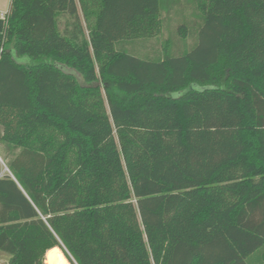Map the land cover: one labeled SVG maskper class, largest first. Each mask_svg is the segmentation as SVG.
<instances>
[{
  "label": "trees",
  "instance_id": "16d2710c",
  "mask_svg": "<svg viewBox=\"0 0 264 264\" xmlns=\"http://www.w3.org/2000/svg\"><path fill=\"white\" fill-rule=\"evenodd\" d=\"M0 141L8 264H264V0H11Z\"/></svg>",
  "mask_w": 264,
  "mask_h": 264
},
{
  "label": "rangeland",
  "instance_id": "374dc122",
  "mask_svg": "<svg viewBox=\"0 0 264 264\" xmlns=\"http://www.w3.org/2000/svg\"><path fill=\"white\" fill-rule=\"evenodd\" d=\"M10 4H11V0H0V11L2 13H6L10 8ZM172 15L173 16H171V17H172L173 21H172L171 28H175L176 25H178V22L176 23V21H177V18H179V17L175 16L173 13H172ZM163 17L165 18L166 14H163ZM65 22H66V18H62L61 19V26L62 27L64 26ZM168 28H170V27L168 25L167 26L165 25V27H163L162 34H160L156 38H153L149 41H139L138 43H140L139 44L140 47L139 46L137 47V52L139 54L149 53L150 55H153L155 53V50H161L163 42H165L167 39ZM0 156L3 160V162H1L3 165V171L6 172V171H8V169H7V166L5 163V158L9 159L12 156L7 152L5 145L1 141H0ZM63 253H65L64 250H63ZM65 256H66V254H65ZM9 260H10V255L6 252L0 251V264H8ZM69 262H70V264H72V262L70 260H69ZM44 264H47L46 259H45Z\"/></svg>",
  "mask_w": 264,
  "mask_h": 264
},
{
  "label": "bare ground",
  "instance_id": "6f19581e",
  "mask_svg": "<svg viewBox=\"0 0 264 264\" xmlns=\"http://www.w3.org/2000/svg\"><path fill=\"white\" fill-rule=\"evenodd\" d=\"M46 260L47 264H70L59 246L53 247L46 253Z\"/></svg>",
  "mask_w": 264,
  "mask_h": 264
},
{
  "label": "built area",
  "instance_id": "2783aa9c",
  "mask_svg": "<svg viewBox=\"0 0 264 264\" xmlns=\"http://www.w3.org/2000/svg\"><path fill=\"white\" fill-rule=\"evenodd\" d=\"M2 16L4 17L5 16V13H2ZM0 162H3L1 156H0Z\"/></svg>",
  "mask_w": 264,
  "mask_h": 264
},
{
  "label": "crops",
  "instance_id": "0c3cea01",
  "mask_svg": "<svg viewBox=\"0 0 264 264\" xmlns=\"http://www.w3.org/2000/svg\"><path fill=\"white\" fill-rule=\"evenodd\" d=\"M51 249H52V248H51ZM61 250H62V249H61ZM48 251H50V249H49ZM48 251H47V252H48ZM62 251H63V250H62Z\"/></svg>",
  "mask_w": 264,
  "mask_h": 264
}]
</instances>
